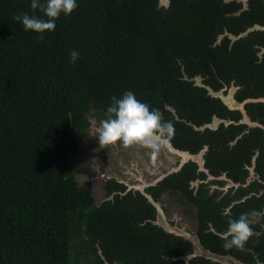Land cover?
Segmentation results:
<instances>
[{
	"label": "trees",
	"instance_id": "16d2710c",
	"mask_svg": "<svg viewBox=\"0 0 264 264\" xmlns=\"http://www.w3.org/2000/svg\"><path fill=\"white\" fill-rule=\"evenodd\" d=\"M217 1L170 0L165 9L158 0H76V9L61 14L41 38L13 20L33 14L30 0H0V264H186L181 258L191 253L190 244L151 223L156 211L144 196L109 179L108 198L97 206L76 181L74 157L89 117L106 119L112 97L130 91L173 123L174 146L196 152L209 143L217 159L221 148L228 157L220 165L231 172L249 164L253 149L264 158L259 128L241 139L237 147L245 151L237 154L227 143L241 127L201 133L187 124L240 115L186 77L199 74L214 91L219 80L234 81L238 101L264 96V58L258 62L249 39L232 50L210 46L223 12ZM246 110L264 125L263 103ZM182 182L171 175L147 192L156 200L164 190L184 189ZM262 202L251 197L227 216L211 198L197 202L201 244L245 264L264 261V234L256 233L261 224L252 225L255 234L243 249L226 250L224 239L206 230L207 221L220 230L224 219L260 210ZM189 264L218 263L197 258Z\"/></svg>",
	"mask_w": 264,
	"mask_h": 264
},
{
	"label": "flooded vegetation",
	"instance_id": "af4514ba",
	"mask_svg": "<svg viewBox=\"0 0 264 264\" xmlns=\"http://www.w3.org/2000/svg\"><path fill=\"white\" fill-rule=\"evenodd\" d=\"M207 1L210 2L211 0ZM217 2L221 6L219 8L223 9V12L222 16L215 20L218 32L212 39L213 41L210 46H219L223 47V49L232 50L234 45L238 42H242L241 45H244L245 40L249 39L246 41L252 43V52L258 59V62H261L264 58V0H219ZM169 5L170 0H168L167 6H165L161 0H158V8L167 9ZM185 79L192 81L194 86L204 88L208 93L209 90H211L214 93L221 92L226 97L231 95L234 101L243 104V111L237 109L230 110L220 97H214L209 94L213 98L220 99L228 110L238 112L240 117L234 119L235 117L229 114H227L226 117H219L214 114L210 122L204 123V125L200 127L188 122L187 124L191 125L194 131H200L202 133L207 130L215 133L222 127L226 128V130L232 125L241 127V131L234 133V138L227 143L231 152L234 150L233 152L237 154H244L245 148H238L237 146H239L241 139L245 135L251 134L250 131L253 129L259 128L263 131L264 141V125L253 120L246 110L247 104L262 103L247 102L249 99H260L264 96L238 101L235 99V95L237 90H239V86H235L234 81L226 84L223 80H219L221 87L214 91L210 85L204 83V79L199 74L190 79L188 77ZM175 118L177 119V117ZM184 122L186 123V120ZM205 136H207L208 141H215L213 134L209 135V133H207ZM245 143L246 142H243V145ZM180 144L182 145V143ZM169 145L172 148L165 146L163 148L166 151L165 158L168 164H163L161 162L160 165H167V167L157 172L158 175L156 178L159 177L158 180L154 181L156 179L154 177L153 180L150 179L147 182L140 181V184L129 185L118 179L107 178L104 185L107 180L113 179L123 184L126 188V192L140 193L144 196L156 211L155 218L151 223L190 244L191 253L181 258L186 264H189L191 259L197 258H204L218 264H245L232 255H219L213 253L201 244L199 237L200 221L198 216L202 208L197 202L200 203L211 198L220 206V209H222L221 215L227 216L231 214V209L234 205L243 203L251 197H256L258 199L263 198V202L260 203L261 208L257 211H264V166L257 164L259 162L264 164V158L260 155V151L258 149H253L249 164L243 162V166L231 172L228 168L224 169L222 165H220V162L224 161L222 159L226 156L225 153L221 152V148L217 149V155H220V159H217L214 158V154L209 155V143H204L202 145L203 147L196 152H192L182 146L176 147L171 143H169ZM225 151L228 152V150ZM226 157H228V155ZM210 160H212L211 164ZM213 160L218 161L214 164ZM185 174L187 175L186 178H184ZM171 175L178 176L183 180L182 185L184 189L176 188L164 190L158 194L156 200L153 199L147 190L156 187L158 183ZM141 185H143V187L139 188ZM103 190L105 195L104 200H106L108 197L104 186ZM168 199H170V201L174 200V203L171 201V206L174 209L171 208V218H169L171 212L169 210ZM224 220L225 224L223 223L220 230H217L210 221H207L206 230L224 239V234L227 232L228 228V223H226V219ZM224 220L222 219V222ZM259 224L262 225V230L256 233L264 234V222H259ZM255 264H264V261L258 260Z\"/></svg>",
	"mask_w": 264,
	"mask_h": 264
},
{
	"label": "clouds",
	"instance_id": "9594fccd",
	"mask_svg": "<svg viewBox=\"0 0 264 264\" xmlns=\"http://www.w3.org/2000/svg\"><path fill=\"white\" fill-rule=\"evenodd\" d=\"M77 7L76 0H30L33 14L21 12L13 17L20 22L25 31L42 35L54 31L55 21L61 14L70 15ZM39 11L42 16L35 13ZM79 53H70V63L75 64ZM98 144L101 148L119 143L124 149L140 148L146 150L152 158H158L165 145L174 136L175 128L171 121H165L158 109L150 110L140 102L132 92H125L122 97L115 96L107 108V118L95 128ZM264 218V211L251 210L238 219H229L227 232L224 234L223 247L243 249L255 234L252 225Z\"/></svg>",
	"mask_w": 264,
	"mask_h": 264
},
{
	"label": "rangeland",
	"instance_id": "374dc122",
	"mask_svg": "<svg viewBox=\"0 0 264 264\" xmlns=\"http://www.w3.org/2000/svg\"><path fill=\"white\" fill-rule=\"evenodd\" d=\"M89 120V129L77 140V152L74 157L75 178L79 186L91 192L96 205L105 199L103 186L107 178L135 185L140 184V181L153 180L158 175L157 172L167 167V165H160L161 162L168 164L164 149L158 158H152L146 150L124 149L119 143L101 148L97 141L95 128L103 119L95 113L89 117ZM142 187L143 185L139 188ZM171 201L168 199L170 212L172 202L174 203V200ZM171 217L172 212L169 215V218Z\"/></svg>",
	"mask_w": 264,
	"mask_h": 264
},
{
	"label": "water",
	"instance_id": "95a60500",
	"mask_svg": "<svg viewBox=\"0 0 264 264\" xmlns=\"http://www.w3.org/2000/svg\"><path fill=\"white\" fill-rule=\"evenodd\" d=\"M161 1L163 2V4H165V6L168 5V0H161ZM209 94H211V96H214V97H220L222 99L223 103L226 104L227 107L230 110H235V109L242 110L243 109L242 108L243 104H239L236 101H234L233 98L231 97V95H228L226 97L221 92L214 93L211 90H209ZM247 102H262V103H264V97L263 98H260V99H251V100L249 99ZM165 147L172 148L169 144L165 145ZM149 199H151V198H149Z\"/></svg>",
	"mask_w": 264,
	"mask_h": 264
}]
</instances>
